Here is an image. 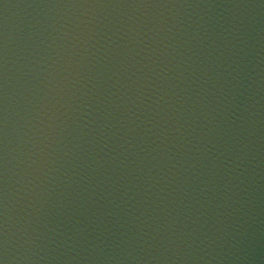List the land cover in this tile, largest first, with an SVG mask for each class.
<instances>
[{"label": "water", "instance_id": "1", "mask_svg": "<svg viewBox=\"0 0 264 264\" xmlns=\"http://www.w3.org/2000/svg\"><path fill=\"white\" fill-rule=\"evenodd\" d=\"M0 264H264V0H0Z\"/></svg>", "mask_w": 264, "mask_h": 264}]
</instances>
